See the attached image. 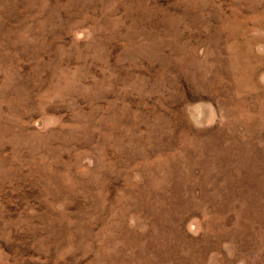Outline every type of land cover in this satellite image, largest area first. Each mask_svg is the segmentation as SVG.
<instances>
[{"label": "rangeland", "instance_id": "1", "mask_svg": "<svg viewBox=\"0 0 264 264\" xmlns=\"http://www.w3.org/2000/svg\"><path fill=\"white\" fill-rule=\"evenodd\" d=\"M0 264H264V0H0Z\"/></svg>", "mask_w": 264, "mask_h": 264}]
</instances>
